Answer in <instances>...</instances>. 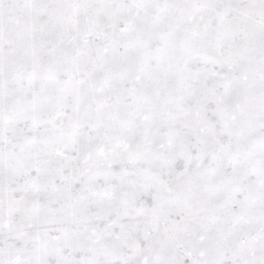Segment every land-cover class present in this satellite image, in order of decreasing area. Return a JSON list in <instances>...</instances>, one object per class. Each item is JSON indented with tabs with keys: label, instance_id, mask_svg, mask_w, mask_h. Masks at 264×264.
Here are the masks:
<instances>
[{
	"label": "snow or ice",
	"instance_id": "6c2138e0",
	"mask_svg": "<svg viewBox=\"0 0 264 264\" xmlns=\"http://www.w3.org/2000/svg\"><path fill=\"white\" fill-rule=\"evenodd\" d=\"M0 264H264V0H0Z\"/></svg>",
	"mask_w": 264,
	"mask_h": 264
}]
</instances>
